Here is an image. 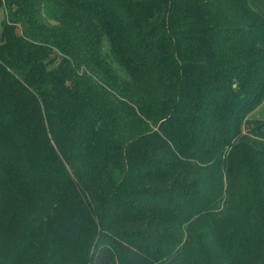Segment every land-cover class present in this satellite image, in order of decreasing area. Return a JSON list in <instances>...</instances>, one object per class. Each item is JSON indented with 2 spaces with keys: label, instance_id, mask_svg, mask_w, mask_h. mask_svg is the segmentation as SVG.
<instances>
[{
  "label": "trees",
  "instance_id": "1",
  "mask_svg": "<svg viewBox=\"0 0 264 264\" xmlns=\"http://www.w3.org/2000/svg\"><path fill=\"white\" fill-rule=\"evenodd\" d=\"M262 5L0 0V264H264Z\"/></svg>",
  "mask_w": 264,
  "mask_h": 264
},
{
  "label": "rangeland",
  "instance_id": "2",
  "mask_svg": "<svg viewBox=\"0 0 264 264\" xmlns=\"http://www.w3.org/2000/svg\"><path fill=\"white\" fill-rule=\"evenodd\" d=\"M262 12L264 13V0H263V5L261 7ZM4 18V10L0 8V37H1V22ZM103 52L107 58V60L112 64L114 69L120 74L121 76L125 77L124 71L119 67L115 61L112 59L108 52V45L106 40L103 41ZM56 59V57H55ZM55 65V63H54ZM53 65V66H54ZM246 122H248L249 125L257 127L256 132L253 134H250L247 129V124L244 125L243 127V134L247 135L245 140L248 141V143L254 147H260L263 148L264 150V100L261 102V104L253 111H251L249 114H247L245 118ZM226 184V183H225ZM225 188V186H224ZM225 205L224 201H220V204L218 203L216 216L214 214L210 213L208 217V221L211 224V232L209 234V238L212 242H214V247L217 248L216 242H220L222 239H224L225 236L228 235L230 229L232 228L233 225H235V212H234V207L233 208H228L226 213L224 214V208L223 206ZM221 213L224 214L223 217H221ZM213 234L219 235L218 238L215 237L212 238ZM17 240V235H12L8 237V241L10 242L12 239ZM202 244H200L201 246ZM219 253V252H218ZM222 257V255H219ZM194 257L191 259H188L187 256H184V262L183 264H193L194 262Z\"/></svg>",
  "mask_w": 264,
  "mask_h": 264
}]
</instances>
